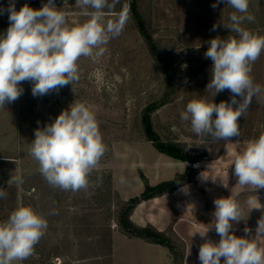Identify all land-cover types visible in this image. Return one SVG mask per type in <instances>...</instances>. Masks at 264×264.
Segmentation results:
<instances>
[{
  "label": "rangeland",
  "instance_id": "obj_1",
  "mask_svg": "<svg viewBox=\"0 0 264 264\" xmlns=\"http://www.w3.org/2000/svg\"><path fill=\"white\" fill-rule=\"evenodd\" d=\"M46 3L47 0H15L17 10L25 4L39 9ZM213 3L215 0L142 1L154 38L170 53L173 67L178 71L175 96L152 115L153 127L161 141L184 144L191 157L200 159L196 163L159 152L146 137L142 113L148 105L164 97L165 81L130 15L122 33L110 40L102 56L79 59L78 81L36 97L32 94V82L24 81L20 85L22 95L0 108V182L3 184L0 187L6 193L0 201V222L6 221L23 204L32 207L48 223L45 234L35 245L37 251L14 264H113L108 232L112 240L113 233L119 231L115 223L114 193L128 201L144 192L146 181L155 187L173 180L179 167L182 174L191 167L194 178L200 172L198 181L180 195L169 193L155 200L157 206L152 207L158 215L166 211L177 217L178 211L169 208L177 203L181 213L186 210L183 222L187 223L192 220L187 216L192 206L191 211L197 210L202 216L200 220L215 227L214 200L221 198L223 191L227 198L236 192L264 193V188L254 190L236 184L232 166L234 156L245 149L248 141L264 133V94L253 98L238 120L239 136L230 140L214 141L209 136H198L192 131L190 121L180 118L187 103L194 99L216 104L231 100L229 90L216 95L206 90L213 64L204 56L208 42L216 37L226 40L236 36L223 26L230 23L228 17L234 9L224 3L213 9ZM8 4L9 0H0V7L6 8ZM55 4L66 13L69 25L88 19L75 0H55ZM124 6L129 7V0H120L114 12L118 13ZM105 11L106 19H114L112 12ZM247 14L254 20H246L241 26L264 36V0H249ZM213 25H218L215 31ZM8 26V13L0 14V35L6 33ZM251 75L254 83L264 88V52L252 65ZM75 103H85L95 112L106 151L89 175L88 186L72 192L53 187L45 180L38 162L30 155V148L35 130L52 123ZM17 175L22 177V184L12 181ZM11 187L17 191L14 202V193L8 189ZM117 247L116 264H157L156 260L160 259L157 253L145 252L137 246L128 248L118 243ZM171 258L172 263L165 259L162 264H174L172 255Z\"/></svg>",
  "mask_w": 264,
  "mask_h": 264
},
{
  "label": "clouds",
  "instance_id": "obj_2",
  "mask_svg": "<svg viewBox=\"0 0 264 264\" xmlns=\"http://www.w3.org/2000/svg\"><path fill=\"white\" fill-rule=\"evenodd\" d=\"M88 19L69 25L66 13L56 7L55 0H47L39 9L27 4L16 9L15 0L0 7V14L8 13L9 26L0 35V108L16 101L23 93L24 81L32 82V94L44 96L79 80L78 61L81 57H100L111 39L118 37L129 19L128 7L114 12L120 0H75ZM221 3L234 11L230 23L223 26L236 34L228 39L219 37L208 42L206 59H211V79L206 90L214 95L229 90V102L209 103L194 99L181 112L182 121H190L198 136L214 141L239 136L238 120L251 106L254 97L264 94V88L254 83L252 65L264 52V36L241 25L252 22L248 13L249 0H215L212 8ZM114 19H106V11ZM218 25H213L215 31ZM186 67V65H185ZM237 97L240 99L238 100ZM215 114V116H214ZM106 151L99 122L91 106L71 104L42 129L35 130L30 155L38 162L39 171L53 187L76 192L86 188L89 175L97 167ZM234 176L241 187L254 190L264 188V133L248 141L245 149L232 161ZM22 184L17 175L11 178ZM226 187V186H225ZM183 191V189H182ZM6 193L0 187V199ZM215 231L220 240H207L199 248L201 264H264V215L257 222L255 235L244 228L245 236L234 234L233 225L245 220L243 209L232 198L214 200ZM264 210L259 202L250 209ZM47 220L32 207L20 204L6 221L0 222V264H14L30 257L35 245L45 234ZM209 229L199 232L206 236Z\"/></svg>",
  "mask_w": 264,
  "mask_h": 264
},
{
  "label": "trees",
  "instance_id": "obj_3",
  "mask_svg": "<svg viewBox=\"0 0 264 264\" xmlns=\"http://www.w3.org/2000/svg\"><path fill=\"white\" fill-rule=\"evenodd\" d=\"M142 1L143 0H129V15L133 20L142 40L148 47V50L150 51V54L152 55L156 65L164 76L165 81L164 97L158 102L148 105L143 111L141 117L142 127L146 133L147 139L155 144V147L159 152L166 154L176 160L190 164L196 163L200 159L198 157H191V155L186 151L184 144L174 142L165 143L160 140L158 134L154 130L152 115L158 109L172 102L176 93V80L178 71L173 67V63L169 55L170 53H166L164 49L161 48L160 42L154 38L150 24V17L148 11L144 10ZM193 179L194 176L191 167H188L184 174H177L173 180L166 181L158 186H150L146 181L144 192L140 196L132 198L128 201L122 200L117 193H114L113 199L115 201V223L119 232L128 238H138L149 244L161 245L170 251L174 264H184L186 246L185 243L174 233L173 229L169 228L166 231L161 232L150 224H148L146 227H140L132 222L131 216L135 208L141 202L172 193L180 187L189 184ZM110 184L111 182L108 183L109 187ZM0 185L3 184L0 182ZM8 189L14 193L12 198V201L14 202L16 200L17 191L14 187ZM108 191L111 193L110 188H108ZM108 236L109 254H111L112 240L109 232ZM34 250L37 251L35 248Z\"/></svg>",
  "mask_w": 264,
  "mask_h": 264
},
{
  "label": "crops",
  "instance_id": "obj_4",
  "mask_svg": "<svg viewBox=\"0 0 264 264\" xmlns=\"http://www.w3.org/2000/svg\"><path fill=\"white\" fill-rule=\"evenodd\" d=\"M181 168L182 167H179V169L175 171L173 178L177 174H182ZM199 173L200 172L196 174L195 178L189 184L182 186L179 189L173 191L172 195L175 194L180 195V193H183L186 190V188L194 185L198 181ZM159 182H164V180H159ZM151 184L153 185V182H151ZM163 197L164 195L158 198L141 202L133 211L131 220L137 226L146 227L148 224H150L161 232L166 231L172 226L174 233L179 238L182 239V241L185 243L186 246V256H185L184 264H201V262L198 259L200 246L203 243H205L207 240H210L214 243L219 241V238L217 236L214 227L212 225H207L205 222L200 220L202 216L199 215V211L197 210L191 211L192 206L189 207L187 210L188 219H190L191 217L192 220H187L188 221L187 223L183 222L184 220H186L185 218L186 215H184L186 210L184 211L182 210L184 214L181 213V210H179V206L177 205V203L173 204L172 207H169L171 211L172 210L178 211L177 217L173 215V212L167 213L166 211L158 215L159 213L157 214V210L154 209L157 206L155 200L161 199ZM221 198H227V194L225 191L221 193ZM232 199L238 201L241 208L243 209V214L245 217V220H241L239 223L233 225L234 234L237 236H245L244 228L247 226L252 230L250 236H254L255 229L257 227V222L261 218V216L264 215V210L252 209L249 212V209L257 202H259L261 205H264V193L262 194L248 193L243 195L242 192H236V194L232 197ZM124 200H126V198ZM207 229L209 230L206 236L201 237L199 232H204ZM118 243L123 244L128 248H131L132 246H137L142 248L145 252L150 251L157 253L160 258L159 260L155 259L157 261V264H162V261H164L165 259L172 263L171 254L167 248L161 245L146 243L145 241L138 238H128L119 231H116L113 233L112 236L113 264H116V260H117ZM261 246H264V243H262ZM221 264H223V258L221 259Z\"/></svg>",
  "mask_w": 264,
  "mask_h": 264
}]
</instances>
